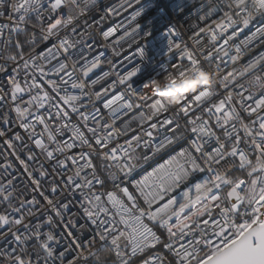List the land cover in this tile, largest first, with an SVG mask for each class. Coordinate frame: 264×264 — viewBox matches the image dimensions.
I'll return each mask as SVG.
<instances>
[{"label": "snow or ice", "instance_id": "obj_1", "mask_svg": "<svg viewBox=\"0 0 264 264\" xmlns=\"http://www.w3.org/2000/svg\"><path fill=\"white\" fill-rule=\"evenodd\" d=\"M189 3L135 0L139 7L131 19L153 17V31L148 23H136L116 43L136 35L152 42L145 46L142 39L135 65L128 70L122 62L118 71L102 53L93 55L91 35L80 33L75 41L59 36L73 25L72 9L83 12L78 0H0V20L6 19L0 23V264H107L97 253L83 255L84 241L74 235L78 228L72 219L77 205L80 219L93 228L88 243L99 240L117 264H168L164 250L176 264H264V176L254 182L261 186L250 201L241 195L248 181L229 179L231 172L252 167L249 151L264 156V76L257 75L264 72V52L241 66V82L190 95L163 119L170 111L143 87L161 55L181 61L173 67L182 77L185 66L193 71L208 64L225 71L236 67L233 56L240 61L245 52L230 44L235 36L252 33L245 49L264 44V0H220L206 13H222L220 19L188 29L186 40L170 17L183 15ZM132 4L124 0L120 7ZM118 28L104 31L103 38ZM229 28L232 35L218 44ZM163 29L166 50L155 39ZM71 33L77 35L74 26ZM50 38L57 43L33 51ZM113 54L121 55L115 47ZM103 64L111 71L91 85L110 76L112 83L102 92L86 90L83 78ZM110 92L102 105L110 117L105 119L93 97L100 100ZM129 113L131 119H125ZM117 137L124 143L114 145ZM140 150L143 155L135 157ZM257 171L264 173V167L253 174ZM24 177L31 191L20 190ZM202 193L206 198L193 207ZM246 203L253 205L250 213Z\"/></svg>", "mask_w": 264, "mask_h": 264}, {"label": "built area", "instance_id": "obj_2", "mask_svg": "<svg viewBox=\"0 0 264 264\" xmlns=\"http://www.w3.org/2000/svg\"><path fill=\"white\" fill-rule=\"evenodd\" d=\"M80 3V8L83 9V12H80L78 9L73 8L72 14H73V25H70L67 30H62L59 33V36L62 38L65 35H69L71 38V28L74 26L77 30V35L74 37L76 39H81L80 33H84L85 36L91 35L92 40H89V43L95 44V51L93 55L102 53L103 56L107 59H111L113 63H115L118 67V71H123L122 68H120V64L123 62L124 67H126L128 70L131 69L135 65V63L138 60V57L135 55L136 53V47L137 44L141 42L143 39L144 45L147 46L152 41L147 38L143 37L141 35H136L135 39L132 40L131 38H128V40L122 41L120 44H117L116 41L120 39L121 36L124 35V30L127 29L128 32L132 31V28L135 26L136 23H139L141 26L145 23L149 24V32H152L153 29L151 27L153 17L146 16V17H139L136 21H133L131 19V16L136 11V9L139 7V5L135 4V0H133V4L131 6H126L124 8H121L120 6L124 4V0H78ZM220 0H190L189 5L185 8V11L183 15H180L178 13H173V15L170 17L171 26L177 27L180 31L185 32V39L187 40L191 36V32L187 31L188 29L192 28L193 26H196L197 30L200 27H208L213 23V21L219 20L222 13L219 12H213L209 15H206V13L209 12L211 7H213L215 4L219 3ZM224 3H227V0H223ZM71 7V6H70ZM116 8L119 9V11L113 13L111 11H106L107 9ZM150 8L146 7L145 11H149ZM47 15V13H45ZM204 17L203 19H201ZM6 22L5 20H0V23ZM119 25V28L117 32H115L111 37H109L107 40H105L102 36V33L104 31H108L112 27H116ZM239 31V28L236 29ZM167 29H163L162 32H157L155 34V39L161 44L162 47L166 50L167 45ZM216 31H219L217 29ZM232 28H229L221 37H218V44L223 43V39L227 38L228 36L232 35ZM254 31V29H253ZM252 33L248 30H245L243 32H240L238 36H235L230 44L232 46H240L242 51L245 52V55L241 58V60L238 62L240 66L246 64L251 58L259 55L261 52H264V44L257 45L255 47L249 46L248 48H244V41L251 36ZM203 42L205 43V46H208V40L207 37H202ZM131 41V42H129ZM53 43H57L56 38H50L47 43H40L33 49L34 52L39 53L41 51H44L47 47H51ZM218 46V45H217ZM79 48L80 45H77ZM113 47H115L117 50L120 51L121 55L119 57L115 56L113 54ZM234 54V53H232ZM125 57H129V61H125ZM71 59V58H70ZM55 63V61H53ZM181 61L177 58L174 61H171V58L166 55H161L157 58V61L153 62V69H154V76L151 79L157 80L160 85H165L167 83L175 84L176 80L183 79L187 75H195L198 71H193L191 68H188L185 66V75L182 77L180 76V69L174 68V64H179ZM206 66L209 69H212L215 67L216 69H223L222 66H217L216 64H208V65H202ZM179 69V73L177 74L176 70ZM224 70V69H223ZM111 71V68L107 64H103L101 68L95 69L93 74H90L89 78H83L86 85V90H91L92 92L95 91H103V88H106L108 84L112 83L114 77H109L107 80H102L99 84L92 86L91 80L95 79L99 76H102L104 72ZM224 72H227L224 70ZM223 74V73H221ZM257 75L264 76V72H257ZM150 79V80H151ZM251 79V78H250ZM207 82L206 80L204 81ZM196 83V82H193ZM115 91V90H113ZM186 91V87H180V88H171L167 89L165 91H161V96H175L179 93H182ZM257 94L259 93V89H256ZM112 92L109 93L107 97L103 96L100 100H96L95 97H93V103L95 104L96 108L100 109V112L102 115H104L105 119H110L108 115V110L103 108V103L107 99H111ZM139 94V93H138ZM27 98V97H26ZM137 103H140V101H136ZM85 103H88L87 97H85ZM91 111V107L88 109ZM135 111V110H134ZM176 112V109L171 110L169 113L161 115L160 119H163L165 115H171ZM264 114V113H262ZM132 113H129L128 117L125 119H131ZM73 122L78 121V117L72 116ZM82 123V122H81ZM180 123L184 124L183 118L180 119ZM91 126V124H89ZM117 127H121V121H117ZM131 127L133 129L137 128V125L135 122L131 124ZM16 131H21L20 129H16ZM69 134H65V139H67ZM130 135V134H129ZM124 137H117L116 140L113 142L115 145L116 143L123 144L124 143ZM3 146V142L0 141V147ZM7 152V149H5ZM246 151H248L246 149ZM248 155L250 157V163L252 165L251 168H247L244 171H233L229 174V179L235 180L239 178H243L248 181V184L246 186L245 192L241 193L242 196L247 201H250L252 198H254V195L258 192V189L261 185L254 183L255 181H258L261 179L262 176H264V173H259L258 171L253 174L254 169H259L260 167H264V156H261L259 153H254L252 151L248 152ZM15 163V161H13ZM17 167L19 165L17 164ZM112 171H115L113 169ZM16 175H20V173H16ZM139 178V177H137ZM20 187V190L23 192L31 191V187L28 184V178L24 177V184L18 185ZM46 185L42 181V187L41 190H44ZM109 189H111V185L109 184ZM227 191V189L225 190ZM48 194L47 192L45 193ZM207 193H202L200 197L194 202L193 207H199L201 201H203L206 198ZM51 198V197H50ZM37 199L40 200V203L43 205L45 202L40 199L39 196H37ZM246 209L249 210L253 205L250 203H246L245 205ZM261 212L264 213V209H261ZM72 213H75V215H72V219L77 222V228L78 232L74 233V235H79L80 238L84 241L85 247L81 249V251H84L87 249L88 253L89 251L98 253L100 249L104 248L102 243L97 240L94 244H89L88 242L90 240L94 239L93 235V228L89 226L84 220L80 219V212H79V206L74 207L72 209ZM51 214V213H50ZM183 215V210H181V216ZM247 218V217H244ZM264 219V216L261 217ZM43 219V218H42ZM83 224L84 227L80 228V225ZM49 229L45 228L44 231H48ZM71 230V229H69ZM64 250V249H61ZM112 256V262L114 264H117V260L115 256L112 255L111 249H108ZM87 255V253H85ZM163 255H165L168 264H176L175 259L167 253L166 250L163 251ZM200 255H204V252H201ZM75 256H70L69 259H75ZM80 264H85V262L82 260ZM90 264V261L88 262ZM136 264H139V261H136ZM193 264H195V260H193Z\"/></svg>", "mask_w": 264, "mask_h": 264}, {"label": "clouds", "instance_id": "obj_3", "mask_svg": "<svg viewBox=\"0 0 264 264\" xmlns=\"http://www.w3.org/2000/svg\"><path fill=\"white\" fill-rule=\"evenodd\" d=\"M72 39L74 41L76 40L74 36L72 37ZM238 62L239 60L235 56H233V63L236 64L237 66L231 68L227 72H224L223 69H216L215 67L209 69L206 66H201L200 70L196 72L195 75H187L183 79L178 78L175 84L167 83L162 86L157 80L151 79V80H146L143 84V87L145 89H149L151 93L156 94L158 98L162 101L164 107L167 108L169 111H171L173 109H177L178 106H180L184 102V100L190 95L199 94L201 91H205V90L219 91L225 87H230L234 83L241 82L239 75V73L241 72V66L239 65ZM176 72L178 74L179 69H177ZM248 79H250V77ZM205 80L207 81L206 83L204 82ZM180 87H186V91L179 93L175 96L160 95L161 91H165L171 88H180ZM137 95L139 94L137 93ZM142 155H143L142 150L134 153V156L137 158H139ZM137 163H142V161L137 160ZM85 253H87V255L89 254L87 249L83 253V255L86 256ZM137 261H139V264H142V260H137Z\"/></svg>", "mask_w": 264, "mask_h": 264}, {"label": "trees", "instance_id": "obj_4", "mask_svg": "<svg viewBox=\"0 0 264 264\" xmlns=\"http://www.w3.org/2000/svg\"><path fill=\"white\" fill-rule=\"evenodd\" d=\"M98 255V258L101 259L102 261H107V264H114L112 262V256H111V253L109 252L108 249L106 248H102L99 250V252L97 253ZM91 264V262H90Z\"/></svg>", "mask_w": 264, "mask_h": 264}]
</instances>
